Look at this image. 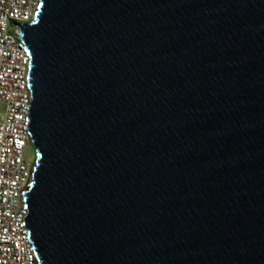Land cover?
Masks as SVG:
<instances>
[{"label":"water","instance_id":"1","mask_svg":"<svg viewBox=\"0 0 264 264\" xmlns=\"http://www.w3.org/2000/svg\"><path fill=\"white\" fill-rule=\"evenodd\" d=\"M39 2L38 264H264V0Z\"/></svg>","mask_w":264,"mask_h":264},{"label":"built area","instance_id":"2","mask_svg":"<svg viewBox=\"0 0 264 264\" xmlns=\"http://www.w3.org/2000/svg\"><path fill=\"white\" fill-rule=\"evenodd\" d=\"M39 0H0V264H38L24 227V194L33 180L27 144L30 56L19 37L20 26L33 20ZM25 210V212H24Z\"/></svg>","mask_w":264,"mask_h":264},{"label":"rangeland","instance_id":"3","mask_svg":"<svg viewBox=\"0 0 264 264\" xmlns=\"http://www.w3.org/2000/svg\"><path fill=\"white\" fill-rule=\"evenodd\" d=\"M35 153L34 146L32 144H27L24 150V158L28 162H32Z\"/></svg>","mask_w":264,"mask_h":264}]
</instances>
